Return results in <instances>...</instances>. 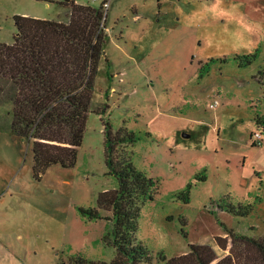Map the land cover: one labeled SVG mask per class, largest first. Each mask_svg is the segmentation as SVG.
I'll return each mask as SVG.
<instances>
[{
	"label": "rangeland",
	"instance_id": "obj_1",
	"mask_svg": "<svg viewBox=\"0 0 264 264\" xmlns=\"http://www.w3.org/2000/svg\"><path fill=\"white\" fill-rule=\"evenodd\" d=\"M67 1L0 0V42H12L13 15L63 19ZM105 1L91 102L107 105L112 133H137L117 153L156 182L136 220L135 238L151 253L147 264H162L155 254L177 256L189 243L209 242L217 257L229 253L224 227L263 234L264 127L253 114L264 113V0ZM246 52L254 59L238 65L233 55ZM10 114L1 92L0 264H74L77 256L107 264L116 251L102 239L105 211L88 219L78 210L116 185L104 163L103 117L85 116L72 166L53 163L35 176L31 142L9 130ZM259 127L261 143L252 144ZM186 186L183 200L175 192ZM223 195L251 204L249 213L218 208ZM217 235L225 236L224 248L212 241ZM234 248L248 249L242 260L257 264L253 249Z\"/></svg>",
	"mask_w": 264,
	"mask_h": 264
},
{
	"label": "trees",
	"instance_id": "obj_2",
	"mask_svg": "<svg viewBox=\"0 0 264 264\" xmlns=\"http://www.w3.org/2000/svg\"><path fill=\"white\" fill-rule=\"evenodd\" d=\"M65 4L68 8L63 19L13 15L12 42H0V93L4 92L11 105L8 127L12 133L30 140L31 171L38 176L53 163L72 166L85 116L92 111L103 117L104 163L116 185L98 192L94 207L79 206L78 210L88 219L99 218V210L105 211L102 217L106 231L102 239L116 251L107 264H147L151 253L135 238L136 220L138 203L151 199L156 182L117 153V145L133 142L137 133L124 129L112 133L105 117L107 105L95 107L91 102L92 75L103 42L102 4H80L74 0ZM254 57L255 52L233 55L238 65H246ZM211 60L212 57L207 59ZM253 120L255 125L264 127V113L254 112ZM188 186L175 192L183 194V200L187 198ZM216 206L242 217L252 205L234 204L228 195H223ZM224 231L230 238L229 253L219 257L209 242H203L189 243L188 250L177 256L166 257L158 252L154 258L162 264H245L242 258L248 249L234 248V243L240 242L255 251L258 257L253 260L257 264H264V233L248 236L225 227ZM212 241H220L218 245L225 247V236H214ZM75 258L74 264H93L83 257Z\"/></svg>",
	"mask_w": 264,
	"mask_h": 264
},
{
	"label": "built area",
	"instance_id": "obj_3",
	"mask_svg": "<svg viewBox=\"0 0 264 264\" xmlns=\"http://www.w3.org/2000/svg\"><path fill=\"white\" fill-rule=\"evenodd\" d=\"M101 4H102L103 7H105L107 3H106L105 0H101ZM216 102H217L216 100H213V101L209 102L208 103V107L209 108L214 107L216 105ZM261 132L262 131H261L260 127L258 129H255V130L252 131L251 139H252V143L253 144H260L261 143V138H262Z\"/></svg>",
	"mask_w": 264,
	"mask_h": 264
}]
</instances>
